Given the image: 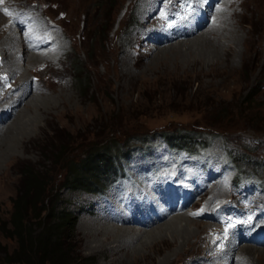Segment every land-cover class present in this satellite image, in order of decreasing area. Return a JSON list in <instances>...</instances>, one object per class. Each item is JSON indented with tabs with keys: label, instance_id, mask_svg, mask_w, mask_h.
I'll use <instances>...</instances> for the list:
<instances>
[{
	"label": "rangeland",
	"instance_id": "374dc122",
	"mask_svg": "<svg viewBox=\"0 0 264 264\" xmlns=\"http://www.w3.org/2000/svg\"><path fill=\"white\" fill-rule=\"evenodd\" d=\"M197 1L179 3L176 7L178 17L190 12ZM206 1L210 4V11L207 19L196 15V19L205 27L194 30L195 40L190 39V35L178 42V38L173 37L160 44L149 43L145 37L146 33L149 37L157 36L151 30L158 23L146 17L149 0L0 2V111H7L8 114L0 122V221H7L12 212V200L21 187L19 171L24 165L31 166L41 174L48 172L54 181L55 193L68 166L78 163L85 156L84 153L104 145L115 148L118 142L121 145L124 143L125 152L128 148L140 146V141L147 137V145L152 143L155 147L165 148L164 144L167 143L162 141L167 135L187 130L207 131L206 137L210 139L208 146L212 149L210 152L225 159L227 147H232L254 161H264V146L254 148L256 140L264 141V0ZM199 6L205 5L200 3ZM154 9L152 3V11ZM169 9L163 5L156 17H164ZM10 16L14 26L20 24L24 28L26 22L29 31L25 34L41 36L40 40L46 37L50 41L49 53L34 49L29 54L26 44L19 38L22 29L18 26L15 31L14 27L7 25ZM187 21L192 25L191 18ZM160 24L171 23L163 20ZM7 34L17 38L18 47L16 45L14 50L6 38ZM34 39L39 46L40 41ZM228 49H232L230 53H227ZM214 51L219 56L216 60L211 55ZM8 54H15L14 59ZM168 81H178L180 89H187V96L174 95L168 85L159 88V84L162 86ZM188 82L193 83L194 88L209 91L208 98L215 103L221 102L227 106H239L240 98L253 92V107L241 114L238 110L232 111L230 121L236 126L231 133H224L220 124L206 128L203 114L191 108L192 97H197L203 91L197 90L194 94V88H187ZM184 83L186 85H181ZM255 113L262 120L247 121L246 116ZM244 122L249 125L243 126ZM62 150L65 159L60 153L57 154ZM115 155H119L116 150ZM143 159L135 158L127 164V170L133 172V167L142 163ZM247 160L249 158L238 163L245 181L236 189L227 187L230 191H248L253 184L249 180L264 184V171L255 170ZM227 188L222 193L221 201L228 198ZM220 189L221 185L216 182L211 195L207 197L204 192L201 196L206 198L210 207L208 219L195 216L198 218L195 220L189 214L191 230L195 225L200 226L192 234L189 249L185 247L174 253L175 246L170 243L171 240L180 241V235L171 234V224L167 223L186 214L180 213L165 218L161 222L165 225L156 231L154 237L148 238L150 243L166 235L165 243L147 251L145 258L137 257L134 261L133 257H129L133 254L130 251L134 247L135 237H143L151 227L118 225L116 219L113 223L111 219L109 222L98 218L94 212V201L99 197L94 196V191L84 193L61 189L57 209H66L76 217L68 242L73 252L83 259V264H163L167 254L172 256L167 264H197L200 261L211 264L212 259L206 257L212 254L206 253V237L207 231L214 232L217 224L220 225L211 215L212 209L221 205H213L216 198L211 200ZM108 192L116 201L123 194L116 184ZM147 194L154 200L151 193ZM134 200L137 201L134 197L130 201ZM259 201L257 197L256 202ZM120 211L125 210L121 209L117 214ZM153 213H159L158 209ZM184 218L188 219L187 216ZM208 225L214 227L207 229ZM98 230L105 231V235L95 236L93 232ZM108 232L112 238L103 242ZM117 234L118 244L113 243V235ZM230 237L232 234L225 239L229 245ZM237 241L238 247L233 250L236 255L234 260H229L230 256L227 258L228 251H223L222 256L227 260L221 261V264H258V256L264 259V247H243L238 237ZM0 242L9 252L15 248L14 241L2 236ZM246 246L250 251L248 255L241 251ZM117 248L122 250L119 255L110 256L109 250ZM143 253L141 251L138 255ZM4 260L5 256L0 251V264H5ZM260 262L264 263L263 260Z\"/></svg>",
	"mask_w": 264,
	"mask_h": 264
},
{
	"label": "trees",
	"instance_id": "16d2710c",
	"mask_svg": "<svg viewBox=\"0 0 264 264\" xmlns=\"http://www.w3.org/2000/svg\"><path fill=\"white\" fill-rule=\"evenodd\" d=\"M83 84L84 81H82ZM160 85L159 88H164V85H168L170 87L169 91H172L174 95L187 96V89H180L178 81H168L162 86ZM181 85L184 86L186 83ZM187 88H194V84L188 82ZM197 90L202 89L194 88V94L197 93ZM202 91L197 97H192L191 108L197 109L203 114L206 128L219 126L220 124L219 127L223 128L224 133H231L236 126L230 121L232 111L237 112L238 110V113L241 114L253 107L251 106L255 95L253 92L247 93L240 100L238 99L239 106H235V104L227 106L221 102L215 103L208 98L209 91ZM250 115L246 116L249 122L262 120V117L256 116V113L255 115ZM222 123H224V126H221L223 125ZM244 123L245 125L243 126L249 125L247 122ZM206 134L207 131H180L173 135L165 136V140L171 145L195 150L210 143V139L206 137ZM147 143H149L147 137L140 141L141 146ZM124 146V143L121 145L118 142V146L116 145L115 148L104 145L101 148L96 147L84 153L83 155L85 156L78 163L68 166L69 168H67L58 189L84 193L103 189L106 187L109 177H114L116 165L119 161L133 151V148H128L124 152ZM262 146H264V141H255L254 148L258 149ZM115 150L118 151V156L115 155ZM232 150V157L237 159V161L244 162L249 158L247 161H250L255 170L264 171V161H254L253 158L240 154L237 149L232 148ZM59 153L65 159L64 151H58L57 154L59 155ZM19 172L21 187L15 199L12 200V212L7 221H0V236L15 242V248L11 252L7 248L2 247L0 242V251L5 256L4 263L83 264V259L73 252L68 242L74 230L76 217L66 209H57L60 196L59 190L53 193L55 189L54 181H52L48 172L41 174L28 165L20 168ZM89 262L92 263V261Z\"/></svg>",
	"mask_w": 264,
	"mask_h": 264
},
{
	"label": "bare ground",
	"instance_id": "6f19581e",
	"mask_svg": "<svg viewBox=\"0 0 264 264\" xmlns=\"http://www.w3.org/2000/svg\"><path fill=\"white\" fill-rule=\"evenodd\" d=\"M196 15H200L199 13H197ZM254 15V14H253ZM188 18H190V17H183L182 19H181V21L180 22H178L177 24H175V25H173V26H171V27H168V28H166L164 31L165 32H161L162 34H170V36H167L166 38H161L159 35L161 34V33H159V34H156L157 36H159V37H157V36H153L154 37V39H155V41L153 42V43H156V44H160L162 41H167V40H169L170 38H178L177 39V42L178 41H181V38H184V37H188V36H190V39H192V38H194L193 36H195V34H196V31L199 29V28H202V27H205V25L204 24H202V22L201 21H199L198 19V21L200 22V24H196L194 21H193V19L191 18V20H192V25H191V22H189V21H187V19ZM18 26V25H17ZM19 29H23V26H19ZM197 29V30H196ZM194 30H196V31H194ZM167 31V32H166ZM224 31V30H223ZM13 31H11V33H12ZM19 33V32H18ZM212 33V32H211ZM216 33V32H215ZM192 34H194V35H192ZM217 34V33H216ZM214 35V34H213ZM201 36V35H200ZM206 36H208V35H206ZM205 36V37H206ZM210 36H212V35H210ZM217 36V35H216ZM22 37V38H21ZM21 37H19L20 38V40L22 41H24V37L21 35ZM231 37V36H230ZM237 37V36H236ZM6 38L8 39V41H10L11 43L10 44H12L13 45V47L11 48L12 50H14L15 48H17L18 47V45L16 44L17 43V38H15V35H13V36H11V35H9V34H7V36H6ZM5 38V39H6ZM238 38V37H237ZM228 39V38H227ZM230 39V38H229ZM186 40V39H185ZM194 40H195V38H194ZM207 40V39H206ZM208 40H210L209 38H208ZM224 40H226V39H224ZM7 41V40H6ZM231 41H232V39H231ZM160 42V43H159ZM229 42V41H228ZM237 42V41H236ZM243 42V41H242ZM219 43V42H218ZM241 43V42H240ZM220 44V43H219ZM234 44H236V43H234ZM16 45H17V47H16ZM25 45V44H24ZM23 45V46H24ZM220 45H222V44H220ZM208 46H209V44H208ZM219 46V45H218ZM235 46V45H234ZM25 47H26V49H27V51L29 52V50H30V48H29V46L27 45H25ZM214 48V47H213ZM217 48H219V47H217ZM226 48V47H225ZM209 49V48H208ZM207 49V50H208ZM211 50V49H210ZM209 50V51H210ZM232 50V49H231ZM231 50L230 49H228L227 50V53H230L231 52ZM208 51V52H209ZM212 51H213V49H212ZM238 52V51H237ZM210 54V53H209ZM216 54H217V52L216 51H214V52H212L211 53V55H213L214 56V59L216 60V59H218V57L219 56H216ZM220 54V53H219ZM9 56H11V57H13V55H15V54H8ZM236 55V54H235ZM17 57V56H16ZM211 57V56H210ZM13 59H14V57H13ZM222 62V61H221ZM24 94V93H23ZM21 98V97H20ZM6 106V105H5ZM205 192V191H204ZM204 192L201 194V196L202 195H204ZM214 198H217V196H215V195H213V197H211V200L212 199H214ZM155 199V198H154ZM186 205H188V203H183V204H180V203H176L173 207H172V209H176V208H183V207H186ZM216 205H218V204H216ZM156 208V207H155ZM212 208V207H211ZM222 208V205H219V206H217V207H215L214 209H212V212H211V215L212 216H214V218H215V221H216V223H218L219 222V220H220V213H219V211H220V209ZM156 209H158V211H159V213H153V211H148V212H145L144 210H140V209H136L135 210V214H136V222L137 223H133L131 220H132V217H131V215L130 214H128L127 212H123V211H120V214H117V217H116V223L119 225H121V224H126L127 226H136V227H142V228H146V227H151V229L150 230H148L146 233H144L143 235V237H140V238H137V237H135L136 239H135V244H134V247L131 249V251H130V254L131 253H133V254H131V257H129L130 259L133 257V261L135 260V258H137V257H140V259H142V258H145L144 256H145V254H146V252L147 251H152V250H154V248L155 247H158V246H160V245H162V244H164L165 243V238H166V235H163V236H160L159 238H156V239H154L152 242H150V243H148V238H150V237H154L155 236V234L157 233L156 231H158L159 229H161L164 225H165V223H161L162 221H164V219L166 218V216H167V214L168 213H165V212H163V211H161L160 210V204H158V208H156ZM171 209V210H172ZM181 214H183V213H181ZM129 215V216H128ZM179 215V214H178ZM175 216H177V215H175ZM185 216H187L188 217V219H186V218H184ZM216 216V217H215ZM219 216V217H218ZM200 218H201V216H200ZM190 219V216L186 213L183 217H182V215L180 216V217H175V218H172V220H170V222L169 223H167V225H169V224H171V228H172V232H171V234H174V235H180V241H176V240H171V242L170 243H172V245H174L175 246V252L174 253H178L180 250H182V249H184L185 247H187V249H189L190 248V245H191V242H190V240L192 239V234H194V231H197V230H199V227L200 226H194V228H193V230H191V226H192V224H191V220H189ZM166 220V219H165ZM160 223V224H159ZM219 224H221V221L219 222ZM156 225V227L154 228V226ZM104 226V225H103ZM158 226V227H157ZM122 227H124V226H122ZM207 227V229H211V228H213L214 226L213 225H208V226H206ZM125 229H127V231H128V228H125ZM92 230V229H91ZM120 230V229H119ZM126 231V230H125ZM211 231V230H210ZM105 232V231H104ZM103 231H95V232H93L94 233V235L95 236H102V235H105V233H104ZM119 232V231H118ZM122 232H123V230H122ZM121 232V233H122ZM129 232V231H128ZM130 232H133V230H130ZM217 232V228L214 230V232L213 233H216ZM91 233H92V231H91ZM114 233H115V230H114ZM143 233V232H142ZM130 234V233H129ZM107 235L108 236H106V237H104L103 239L104 240H102L103 242H105V241H107V240H109V238L111 237L112 238V235L111 236H109V232L107 233ZM119 234H117V235H113V243H117L118 244V240H117V238H119V236H118ZM126 235V234H125ZM194 237V236H193ZM203 237V236H202ZM207 238V237H206ZM117 240V241H116ZM134 240V239H133ZM199 240V239H198ZM111 242V241H110ZM127 242H130V241H127ZM193 242V241H192ZM201 242V241H200ZM204 242V241H203ZM196 243V242H195ZM207 243V242H206ZM133 245V244H132ZM194 245V244H193ZM126 247V246H125ZM230 250L228 251V253H229V255L227 256V258L230 256L231 257V259H229V260H234L233 258H235V253L233 252V250L234 249H236L237 247H238V241H237V234H232V237H230ZM244 247V246H243ZM206 248L207 247H205V250H206ZM123 249H125V248H123ZM251 249V248H250ZM128 250H129V248H128ZM122 251V250H121ZM118 248L117 249H112V250H109V253L111 254L110 256H116V255H119V253L121 252ZM141 251H144V253L143 254H141V255H138V254H140V252ZM187 251V250H186ZM241 251H243V252H246V255H248L249 254V247H247L246 246V248L245 249H241ZM182 252V251H181ZM129 253V252H128ZM136 255H138V256H136ZM158 253V252H157ZM207 253V252H206ZM177 255V254H176ZM205 255V254H204ZM207 255V254H206ZM203 256V255H202ZM172 256L170 255V254H167V255H165L164 256V258H163V260H164V262H163V264H167L168 262H169V260H170V258H171ZM206 257H208L209 259H211L210 258V255H207ZM207 258V259H208ZM227 258L224 260V261H226L227 260ZM124 259V258H123ZM146 260V259H145ZM257 262H258V264H264V263H261L260 262V260H263L264 261V259L262 258V257H260V256H258L257 257ZM233 262H235V261H233ZM203 262H197V264H202ZM211 264H213V263H211ZM221 264V263H220Z\"/></svg>",
	"mask_w": 264,
	"mask_h": 264
},
{
	"label": "snow or ice",
	"instance_id": "6c2138e0",
	"mask_svg": "<svg viewBox=\"0 0 264 264\" xmlns=\"http://www.w3.org/2000/svg\"><path fill=\"white\" fill-rule=\"evenodd\" d=\"M0 2H2V0H0ZM7 14V13H6ZM199 213H197V215H198ZM225 231L227 232V229H225Z\"/></svg>",
	"mask_w": 264,
	"mask_h": 264
}]
</instances>
